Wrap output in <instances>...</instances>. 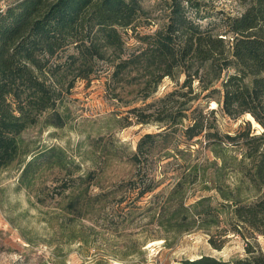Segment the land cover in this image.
Returning <instances> with one entry per match:
<instances>
[{"label":"trees","instance_id":"obj_1","mask_svg":"<svg viewBox=\"0 0 264 264\" xmlns=\"http://www.w3.org/2000/svg\"><path fill=\"white\" fill-rule=\"evenodd\" d=\"M242 2L245 10L239 16L204 26L200 20L209 16L200 14L196 0H170L164 29L139 37L144 47L115 65L113 73L119 78L131 69L145 73L146 100L178 68L187 76L183 87L192 93V73L203 70L210 83L221 85L222 92H212L221 94L216 101L220 111L234 120L248 114L262 129L254 133L247 123L233 135L220 133L214 109L195 108L186 115L174 103L187 94L175 90L129 110L138 124L162 123V130L144 134L134 151L123 154L114 144L99 149L117 157L121 151L133 172L126 183L132 185L129 191L137 189L134 201L150 196L137 206L139 215L155 225L166 247L172 245L169 236L175 240L195 230L207 233L217 250L229 234L244 242L242 258L225 262L203 255L178 264H264V0ZM140 14V0H15L0 8V170L20 163L18 188L33 194L48 174L77 175L53 189L57 193L52 199L59 196L60 211L69 220L98 221L116 196L112 191L90 193L95 173L78 175L79 167L70 166L73 161L61 146L36 147L22 135L38 125H65L56 111L60 93L53 79L88 78L95 58H102L105 50L123 51L121 30L132 28ZM230 69L233 73L222 78ZM181 137L204 143L214 159L201 161L189 147L180 149ZM231 147L240 156L227 157ZM155 156L183 161L172 184L157 192L162 182L151 170ZM228 171L234 177L229 183ZM42 200L44 204L47 199Z\"/></svg>","mask_w":264,"mask_h":264},{"label":"rangeland","instance_id":"obj_2","mask_svg":"<svg viewBox=\"0 0 264 264\" xmlns=\"http://www.w3.org/2000/svg\"><path fill=\"white\" fill-rule=\"evenodd\" d=\"M13 1L0 0V8L4 9ZM169 1L140 0L142 14L132 28L121 30L125 43L123 51L105 50L102 58H95L94 73L88 78L69 75L53 79L60 93L56 111L65 119L61 129L38 125L22 135L23 139L31 141L36 147L56 145L64 148L73 161L70 166L79 167L78 175L95 173L90 193L112 191L116 196L110 203L112 208L96 222L69 220L60 211L59 196L52 199V195L57 193L53 189L77 175L48 174L43 178L39 192L33 194L18 188L21 165L14 162L0 170V264H178L182 259H195L203 255L225 262L245 256L243 240L233 234L227 235L224 247L219 250L211 247L207 233L196 230L175 240L169 236L172 245L166 247L155 225L147 217L141 218L137 210V206L145 204L150 196L137 203L134 201L137 189L128 190L132 185L126 182L133 172L125 163L126 160L121 159V151L123 154L134 151L144 134L157 133L164 125L155 122L138 124V120L129 113L130 109L144 107L176 90L187 94L177 97L174 103L186 115L195 108L214 109L213 116L220 133L233 135L247 123L254 133L262 130L252 117H247L248 114L234 120L220 111L216 101L221 94L212 92L215 89L222 92L221 85L219 82L210 83L211 77H207L203 70L198 75L192 73V93L183 87L187 76L182 68H178L172 76L164 77L156 92L146 100L143 97L149 91L146 85L149 78L145 73L131 69L120 78L113 76L115 65L144 47L139 37L164 29L168 15L166 3ZM196 1L200 4V14L209 16L200 20L204 26L209 21L211 24L218 23L225 16H239L245 10L242 0ZM70 52L72 49L68 54ZM63 60L64 57L61 58ZM228 73H233V70L223 72L222 78ZM209 116L211 119L212 116ZM178 127L181 128L180 125ZM178 141L180 149L186 152L190 148L199 160L214 159L204 148V143L184 142L182 137ZM108 144L121 149L119 157L99 153V149ZM119 144L123 146L119 147ZM96 147L98 151L92 155L90 150ZM231 148L227 157L240 156L235 147ZM153 161L151 170L156 180L162 182L157 192L172 184L176 172L181 171L178 166L183 161L179 156L167 159L155 156ZM233 179L228 171L227 182ZM196 193V196L206 195ZM121 197H125L123 202L116 204ZM42 199H47L44 204L39 202L44 201ZM189 200H194V197Z\"/></svg>","mask_w":264,"mask_h":264},{"label":"bare ground","instance_id":"obj_3","mask_svg":"<svg viewBox=\"0 0 264 264\" xmlns=\"http://www.w3.org/2000/svg\"><path fill=\"white\" fill-rule=\"evenodd\" d=\"M247 117H248L249 119H252L251 116H249V115H248Z\"/></svg>","mask_w":264,"mask_h":264}]
</instances>
